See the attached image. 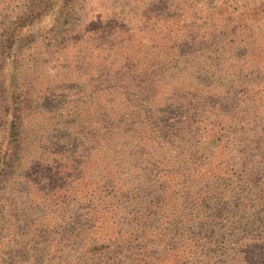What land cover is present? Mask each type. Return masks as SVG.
Returning a JSON list of instances; mask_svg holds the SVG:
<instances>
[{
    "label": "trees",
    "instance_id": "trees-1",
    "mask_svg": "<svg viewBox=\"0 0 264 264\" xmlns=\"http://www.w3.org/2000/svg\"><path fill=\"white\" fill-rule=\"evenodd\" d=\"M67 1V14L78 23L82 5L89 9L64 54L77 51L87 60L82 77L69 78L71 88L60 80L49 89L70 94L22 90L16 70L9 88H1L10 90L11 102L0 103L8 139L0 142V186L10 184L12 165L25 157L32 134L37 149L19 177L33 185L42 213L49 212L39 221L28 216L26 241L59 237L66 253L78 251L97 264H194L184 256L183 233L222 225L237 227V236H227L231 247L195 264H264V143L256 133L264 130V97L250 106L251 94H264V0H110V8L103 0L77 7ZM54 2L23 8L1 34V59ZM160 106L162 140L155 142L149 128L125 125L135 107ZM50 122L59 127L51 132ZM238 134L246 150L242 170L238 162L218 176L225 138L234 145ZM153 142L165 154L156 156ZM212 146L220 154L207 153ZM212 191L216 202L208 200ZM8 197L0 196L1 212L11 208ZM206 201L210 208L223 205L217 219L202 216ZM185 204L195 211L190 220L181 213Z\"/></svg>",
    "mask_w": 264,
    "mask_h": 264
},
{
    "label": "rangeland",
    "instance_id": "rangeland-1",
    "mask_svg": "<svg viewBox=\"0 0 264 264\" xmlns=\"http://www.w3.org/2000/svg\"><path fill=\"white\" fill-rule=\"evenodd\" d=\"M72 1L75 7H77V4H84V0H71V2ZM34 2L35 0H0V48L1 34H6V31L13 26L12 22L21 16L23 8L25 6H30V4ZM66 2L68 1L55 0L48 12L43 14L40 18L34 19L31 23L26 25L27 27L22 29L18 34L13 51L10 53L9 50H6L4 58H0V103L11 102V94L8 93L10 90L5 93L1 91V88H4L3 86L9 88L15 70L18 73V83L20 86H23L22 90H29L30 93L35 92L34 94H42L45 91H49L50 87L55 86L60 80L68 81L69 88H71L74 85H71L70 80L82 77L80 70L82 73L84 72V65L87 60L81 59L82 55H77V51H73L70 55L64 54L68 51V48L70 49L73 47L71 42L74 39L71 41L70 39L76 35V26L79 23L82 24V21L86 19V13L89 9L88 5H82L80 9L81 13L78 15V23L75 14H67L69 2ZM102 2L109 8L113 6L110 0H103ZM1 28H4L3 31H1ZM61 48L64 49L62 55L52 54V52H57ZM7 54H12L13 57H9ZM54 58L62 60V64L60 65L62 69L56 67ZM222 74L224 73L222 72ZM81 84L83 85V82H81ZM32 85L34 86L33 90ZM84 89L86 90L87 87ZM238 91L239 89L236 85V92ZM69 92V89L68 92H56L55 90L44 94H63L67 96V94H70ZM130 93L132 94V92ZM234 95L239 100V95L241 94ZM251 95L253 101L252 103L250 102V106L251 108H257L259 104L258 100L264 97V94ZM57 100L60 101V99ZM261 101L264 102V99ZM129 102H132V99H129ZM127 104L126 101V105ZM238 104L240 107L241 104L239 102ZM135 108L137 109L135 114L131 117L132 119L130 122L125 125L130 128L131 131H136V128H149L150 132L154 134L153 140H155V142L162 140L157 133V120H159L158 111L162 109L161 106L156 108L155 112L142 107ZM37 110H39V108H37ZM140 117H142V121ZM3 124V119H0V142L3 141L6 136V132H3ZM56 124L57 122H50L45 125H49L48 128L52 132L54 131L53 129L59 127L56 126ZM256 133L259 136H263L262 142L264 143V130L260 127H256ZM32 136V134L29 135L26 140L29 143L27 145L28 149H26L25 157H21L20 160L18 156L16 162L12 165L13 169L10 172H12L13 176H11V180L8 178L10 184H7L5 188L4 186H0V194H4L0 196H9L8 198L12 204L10 210L8 211L7 209L6 213L0 211V252L4 260L2 264H97V261L85 259V257H83L84 255L80 254L78 251L66 253V251L63 250L62 241L59 240V237L44 239L40 243L34 244V242H27L26 237L22 235V232L25 231L22 227L25 220L29 219L28 216H32L33 220L39 221L42 214H49V212L47 213L44 211L42 213V208L38 205L40 201L34 199V196H32L34 190L33 185L26 181L25 178H20L30 161V150L37 149L36 142H31L34 140V138H31ZM5 140L7 142L8 139ZM235 140L236 143L232 145L228 137L227 139L225 138V155L227 159L225 165L222 163L216 166L220 169L217 171L218 176L227 173L221 171L225 170L224 167L229 171L238 162L239 165L236 167L237 171L242 170L241 162L244 160L241 161V159L246 158V150L242 149V146L238 144L240 142L239 134L236 135ZM155 142L150 143L149 146L157 148L155 153L156 156L162 152L164 153L165 151L160 148L161 145ZM221 149L220 147L212 146L207 153L210 155L220 154ZM241 151L243 152L241 153ZM230 155L233 156L232 159H230ZM155 175L156 174L152 176ZM214 178L216 179V175ZM3 180V184H6L7 179ZM12 188H14V190ZM207 196L208 200L216 202L214 200L217 199V196L214 195L213 191ZM1 200H3V202L6 201L5 199ZM210 201L201 204L202 216L207 221L211 220L213 217L217 219V216L222 214L223 205L218 203L217 207L210 208ZM148 204L149 203H147L146 208H150ZM186 206V204L185 206L182 205L181 213L186 214V218L190 220L195 215V211L191 210V208L186 210ZM33 220H30L29 224L33 223ZM162 222L165 223L166 220H162ZM234 229H237V227L205 225L202 227H193L185 231L182 235L187 245L184 256L187 257L189 262L194 264L197 260L202 262L205 258L216 260L226 252L225 250L231 247V243H228L227 236H237V230ZM7 236L8 238H6ZM224 237L226 238L224 239ZM167 245L168 243H165L164 247ZM181 247L182 250L185 249L183 244H181ZM259 256L262 260L261 255ZM255 261L257 262L259 260L256 259Z\"/></svg>",
    "mask_w": 264,
    "mask_h": 264
}]
</instances>
